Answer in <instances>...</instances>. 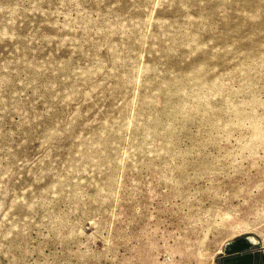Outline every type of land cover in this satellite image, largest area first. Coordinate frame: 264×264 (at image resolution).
Segmentation results:
<instances>
[{"label":"rangeland","instance_id":"rangeland-1","mask_svg":"<svg viewBox=\"0 0 264 264\" xmlns=\"http://www.w3.org/2000/svg\"><path fill=\"white\" fill-rule=\"evenodd\" d=\"M262 236L264 0H0V264Z\"/></svg>","mask_w":264,"mask_h":264},{"label":"crops","instance_id":"crops-1","mask_svg":"<svg viewBox=\"0 0 264 264\" xmlns=\"http://www.w3.org/2000/svg\"><path fill=\"white\" fill-rule=\"evenodd\" d=\"M228 264H264V236L236 240L227 247Z\"/></svg>","mask_w":264,"mask_h":264}]
</instances>
